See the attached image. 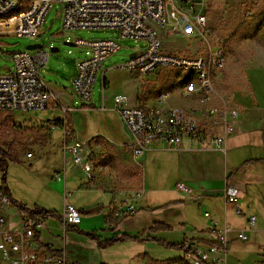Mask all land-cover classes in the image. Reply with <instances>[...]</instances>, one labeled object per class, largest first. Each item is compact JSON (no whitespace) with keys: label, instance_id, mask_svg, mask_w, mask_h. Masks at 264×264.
<instances>
[{"label":"crops","instance_id":"0c3cea01","mask_svg":"<svg viewBox=\"0 0 264 264\" xmlns=\"http://www.w3.org/2000/svg\"><path fill=\"white\" fill-rule=\"evenodd\" d=\"M169 38L183 48L169 50L165 47L163 39L167 52L181 55L192 53L197 48L195 41L172 35H168L167 39ZM108 72L105 71L103 78L102 74L98 76L101 80L100 92L95 95L93 92L88 103H83L63 84L47 82L58 101L49 105L44 117H38V120H44L45 124L40 125L37 131L41 132L46 140L39 141L38 144L44 145L38 156L33 153L20 156L21 164L32 167L47 159L48 172H43L42 179H45L43 188L48 195L63 196L66 203L68 192L72 194L73 191H78L88 196V200L84 210L78 208L83 213L82 222L78 227L64 229L62 216L47 217V227L36 238L39 247L64 254L70 264H112V260L107 257L108 250L126 242L134 243L130 248L141 244L145 252L129 255L123 259L124 264L136 259H141L142 264H158V259L148 252V249L156 248L154 242L125 240L103 248L99 241L108 242L116 236L136 237L145 233L172 244L190 241L208 247L218 241L220 231L226 230L225 236L229 240L226 253L213 255V258L219 259V264H235L234 260L230 259V254L240 257L243 261L251 257L254 259L257 254L264 259V94L252 84L248 71L243 80L239 76L238 82H234L235 76L227 67L215 77L216 88L230 105L239 109V117L234 121L235 134L226 144L221 147L199 143L190 146L186 140L179 148L154 144L138 159L133 157V137L116 111L114 99L123 95L128 98L130 107L153 106L156 105L158 95L164 91L157 90L151 97L137 80L132 82V89L128 85L118 83L111 88V78H107ZM134 75L137 76L135 73ZM75 76L76 74L73 79ZM149 76L152 75L146 77ZM172 79L170 88L165 89L172 95L169 105L197 106L195 100L182 97L181 78ZM232 90L235 91L231 92ZM63 107L69 108L67 113L70 123L68 125L66 121V126L73 138L82 142L91 152L89 159L93 165L92 177L74 162V158V165L81 169L75 173L65 172V168L62 170L58 162V154L63 152L64 129L62 125L55 126L52 122L63 120L67 115H64ZM2 114L12 116L13 120L10 121L13 126L19 124L16 113ZM36 117L21 120H34L35 123ZM59 146L61 149L57 153ZM0 147L2 148L1 145ZM162 151L176 156V179L185 183L190 189L189 192H183L174 186L166 190L156 187L147 189L141 172L142 164L147 163L148 154ZM29 154L32 156L29 157ZM65 155L71 154L64 153ZM4 186L7 187L6 195L10 196L13 204L2 213L6 219L4 228L14 230L19 227L21 221V211L18 207L24 204L16 199L7 175ZM227 189L236 191L241 215L235 212L233 205L226 206L223 195ZM138 193L140 196L135 197ZM130 202L136 203L137 214L121 219L115 225L114 211ZM26 207L31 210L39 208L54 211L38 205ZM251 217L256 218L254 226L249 223ZM213 222L217 223L216 228L213 227ZM155 224L165 225L170 230L152 233L150 230ZM2 230L0 227V232ZM240 232L246 233L247 241L237 238ZM186 255L184 253L182 258ZM246 255L248 256L244 258ZM0 264L6 263L0 261Z\"/></svg>","mask_w":264,"mask_h":264},{"label":"built area","instance_id":"2783aa9c","mask_svg":"<svg viewBox=\"0 0 264 264\" xmlns=\"http://www.w3.org/2000/svg\"><path fill=\"white\" fill-rule=\"evenodd\" d=\"M58 3L67 30L110 29L117 31L120 39L144 41L145 47L120 68L139 76L162 68L188 73L181 78L182 97L195 100L197 106L194 107L169 105L170 91L160 93L156 105L144 107H130L126 96L115 97L116 111L133 137L135 159L142 157L154 144L179 148L186 140L190 146L199 143L221 147L235 134L234 121L239 117V109L230 105L214 83L215 77L226 69L228 58L225 47L214 40L209 25L212 0H0V36L38 37L46 16ZM247 11L251 16L252 10ZM163 33L195 41L197 48L181 55L167 52ZM75 43L92 50L89 58L78 61L71 88L83 103H88L101 72L104 77V61L117 53L120 45L114 39L92 42L79 39ZM201 46L205 48L204 54L200 52ZM49 56L43 48L11 53L12 67L8 74L0 75V112H39L58 101L41 73ZM63 111L65 115L69 108L63 107ZM65 117L62 120L64 153H70L74 162L92 177L91 152L73 138ZM178 189L190 191L183 183L178 184ZM139 196L138 193L135 197ZM223 197L226 206L233 205L235 212L241 215L236 191L227 189ZM12 206V201L0 190V227L3 229L0 261L6 264H70L64 254L41 248L37 243V234L47 227V217L33 215V210L29 209L21 212L17 229H5L6 219L2 213ZM137 212L136 203L130 202L118 210L117 216L131 218ZM205 215L209 217L208 213ZM82 218V211L72 204L64 205V229L78 227ZM255 221L256 218L251 217L250 225L254 226ZM216 226L213 222V227ZM225 232L220 231L218 241L208 247L187 241L185 245L190 253L181 264H219V259L213 255L226 253L229 240ZM237 238L248 240L245 232L238 233Z\"/></svg>","mask_w":264,"mask_h":264},{"label":"rangeland","instance_id":"374dc122","mask_svg":"<svg viewBox=\"0 0 264 264\" xmlns=\"http://www.w3.org/2000/svg\"><path fill=\"white\" fill-rule=\"evenodd\" d=\"M212 1L214 4L209 11V25L214 33V40L222 44L226 49L229 63L227 69L234 74L236 79L234 82H238L239 76L243 80L248 71L252 84H255L258 90L264 94V67H262L264 66V0ZM250 9L252 10L251 16L248 15L247 11ZM167 37L168 35L163 33L167 49L181 50L183 48L180 44H174L175 42L170 38L167 39ZM79 39L87 42L114 39L119 43L120 49L118 52L110 55L103 63V69L109 71L107 78H111V88L118 83L120 85H128L132 89V82L137 80L147 90L148 95L152 97L157 90L165 91V89H169L173 83L172 78H184L188 75L187 72L162 68L163 70L151 74L152 76L143 77L136 76L134 73L120 68L133 54L145 47L144 41L120 39L118 32L110 29L67 30L63 26L61 5L59 3L49 11L44 20L41 34L38 37L0 36V75L9 73V69L12 67L11 53L29 51V47L39 45L50 55L48 62L41 70L42 77L48 83L63 84L69 91L72 88L73 76L76 74L78 61L89 58L92 54L90 47L75 43ZM65 43H73L75 46H67ZM53 48L57 49V51H52ZM200 48H203L200 52L204 54L205 48L202 46ZM112 71L113 73H111ZM100 85L101 80L98 78L93 91L94 95L100 92ZM45 113L46 110L33 113H16L15 116L17 115L20 120L16 127L8 120V115H4L7 123L1 130L0 145L2 148L7 149L9 146H13L20 156H26L28 153L38 156L44 145V143L43 145L38 143L41 140H46L43 139L44 136L41 135V132L37 131L40 125L45 124V121L38 120V117H44ZM32 116H37L35 123H33L34 120L30 122L21 120V118ZM9 122L11 124H8ZM54 122L56 121L54 120L52 124ZM60 149L61 146L57 148V153ZM62 151H60L61 155L58 154V162L62 170L65 168V172L67 171L69 174L80 171L81 169L74 165L72 155L64 156V145L62 146ZM47 161V159L41 160L39 164L32 167L23 164H12L8 167L6 171L8 183L15 193L16 199L30 208L38 205L54 210L59 216L63 215L65 204H72L75 207L77 206V209L84 210L88 196L78 191H73L72 194L68 192L67 201L64 203L63 196L55 194L49 196L44 190L43 186L46 183L44 182L45 179H42V174L44 171L48 172L46 168ZM175 161L176 156L167 151L148 154L147 163H143L141 169L143 180H146L147 183V189L151 190L156 187L160 188V190H166L171 186L178 189V184L182 182H178V179H176ZM45 176L47 177V174ZM1 178L2 173L0 172V183ZM187 188L189 187L187 186ZM167 230L170 229L159 231ZM159 231L150 230L152 233ZM150 242H154L156 248L148 249V252L158 259V264H167V261H173L172 264L182 263L184 259L182 258L184 254L182 249L169 247L157 241ZM130 245H134V243L129 244L126 242L113 246V248L108 250L107 257L112 260V264H124L123 259H126L129 255L135 252L140 254L145 252L141 244H137L139 248L137 246L136 248H130ZM247 256H244V258ZM262 258V256L257 254L254 259L251 257L243 261L240 257L230 254V259L234 260L235 264H264V259ZM128 264H142V260L136 259Z\"/></svg>","mask_w":264,"mask_h":264},{"label":"trees","instance_id":"16d2710c","mask_svg":"<svg viewBox=\"0 0 264 264\" xmlns=\"http://www.w3.org/2000/svg\"><path fill=\"white\" fill-rule=\"evenodd\" d=\"M8 118H9L8 120H13L11 115H8ZM66 121H67V124L69 125L70 122H69L68 113L66 115ZM62 122L63 121L61 119V120H58V121L54 122V124H55V126H60V125H62ZM6 123H7L6 118L3 116L2 113H0V139H1V130L6 126ZM10 164H21V158H20L19 152L13 146H9L7 149H2L0 147V172H2V182H3V186L0 187V190L2 192H4L5 194H7V192H8L7 187L4 186L6 184V175H7L6 171H7V167ZM8 197H10V196L8 195ZM18 208H19V210L21 212L29 210L24 205H20ZM117 213H118L117 210L114 211V213H113V217H115L113 222H114L115 225H117L119 223V221L121 220L117 216ZM32 214L33 215H43L45 217H54V218H59L60 217L54 211H48V210L39 209V208L33 209ZM163 229H169V227L157 224V225H155L154 228L151 229V231L156 232V231L163 230ZM89 236L95 238L93 235H89ZM37 238H38V234H37ZM125 240H134V241H142V242L157 241V242H160V243H162L164 245H167L169 247L182 249L185 254H189L190 253V249L186 248L185 243L170 244V243L162 242V241H160L159 239H157L155 237L146 235L145 233L140 235V236H136V237L126 236V235L120 236V237L116 236V237H114L112 240H110L108 242H100L99 241V245L104 248V247H109V246H111V245H113V244H115L117 242H121V241H125ZM168 263L172 264L173 261H170V262L167 261V264Z\"/></svg>","mask_w":264,"mask_h":264},{"label":"water","instance_id":"95a60500","mask_svg":"<svg viewBox=\"0 0 264 264\" xmlns=\"http://www.w3.org/2000/svg\"><path fill=\"white\" fill-rule=\"evenodd\" d=\"M65 45H67V46H75V44H73V43H65ZM39 48H41V46H39V45H34V46L29 47L28 50H29V51H33V50H35V49H39ZM52 51H57V49L53 48ZM133 56H135V54H133L131 57H133Z\"/></svg>","mask_w":264,"mask_h":264}]
</instances>
